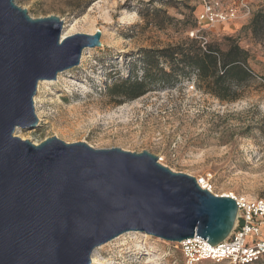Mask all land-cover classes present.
<instances>
[{
    "label": "rangeland",
    "instance_id": "rangeland-1",
    "mask_svg": "<svg viewBox=\"0 0 264 264\" xmlns=\"http://www.w3.org/2000/svg\"><path fill=\"white\" fill-rule=\"evenodd\" d=\"M213 1L220 10L232 8L234 15L198 27L203 0H15L33 18L58 16L66 35L101 31L99 49H83L80 63L59 73L54 83L39 81L37 126L18 129L16 135L33 143L57 136L94 148L148 151L171 170L203 180L201 185L213 194L264 199V0ZM198 29L203 36L198 40L222 50L231 40L247 51L252 77L237 75L228 92L233 100L209 93L195 72L182 77L181 65L163 75L160 69L171 71L163 59L152 67L154 81L143 95L126 99L110 94V87L129 75L143 77L142 52L152 57L159 54L156 50L186 46ZM90 264L190 263L172 242L127 232L96 247ZM251 264H264V255Z\"/></svg>",
    "mask_w": 264,
    "mask_h": 264
},
{
    "label": "water",
    "instance_id": "water-1",
    "mask_svg": "<svg viewBox=\"0 0 264 264\" xmlns=\"http://www.w3.org/2000/svg\"><path fill=\"white\" fill-rule=\"evenodd\" d=\"M62 31L58 16L33 18L15 0H0V264H90L96 247L127 232L172 243L226 239L236 200L148 151L16 135L37 126L39 81L54 83L83 49L101 46L99 29Z\"/></svg>",
    "mask_w": 264,
    "mask_h": 264
},
{
    "label": "trees",
    "instance_id": "trees-1",
    "mask_svg": "<svg viewBox=\"0 0 264 264\" xmlns=\"http://www.w3.org/2000/svg\"><path fill=\"white\" fill-rule=\"evenodd\" d=\"M257 19L258 13L254 14L251 26L256 24ZM156 52L159 54L153 55V58L148 56V51L142 52L138 57L142 61L144 69L142 78L129 75L128 78L113 84L109 89L110 94L126 99L143 95L149 84L154 81L150 71L152 67L157 66L158 59L167 62L171 70L164 72L163 69H160L163 75L174 73L173 66L181 65L180 75L182 77H188L191 72H195L198 82L220 100H233L235 98L229 96L228 92L236 83L238 74H241L244 79L252 77V70L247 63V51L231 40H229L225 50L220 49L214 43L203 42V40L194 38L186 46L179 44L156 50ZM150 59L155 60V65ZM162 78L163 76L157 82L162 81Z\"/></svg>",
    "mask_w": 264,
    "mask_h": 264
},
{
    "label": "built area",
    "instance_id": "built-area-1",
    "mask_svg": "<svg viewBox=\"0 0 264 264\" xmlns=\"http://www.w3.org/2000/svg\"><path fill=\"white\" fill-rule=\"evenodd\" d=\"M233 15L232 8L223 11L219 9L217 2L203 0L202 9L196 15V21L198 27L210 26L223 23ZM197 34H199V29L195 35L194 31L190 32L191 36L203 39L202 34L200 36ZM207 189L210 190V187ZM232 197L236 200L238 213L236 224L226 239L215 245H210L206 242L207 240L198 237L174 243L176 247H180L188 263L194 264L202 260L215 262L226 260L234 264H249L264 255L262 230L264 228V199L246 201Z\"/></svg>",
    "mask_w": 264,
    "mask_h": 264
},
{
    "label": "bare ground",
    "instance_id": "bare-ground-1",
    "mask_svg": "<svg viewBox=\"0 0 264 264\" xmlns=\"http://www.w3.org/2000/svg\"><path fill=\"white\" fill-rule=\"evenodd\" d=\"M70 30H72V28L70 29ZM63 35H62V37H64V36H66V34H67V32H63L62 33ZM18 131V130H17ZM201 183L203 184V180L201 181ZM201 183H200V185H201ZM202 187H205V185H201ZM231 196H234V195H231ZM246 198H250V197H246ZM93 262H94V258H93Z\"/></svg>",
    "mask_w": 264,
    "mask_h": 264
}]
</instances>
